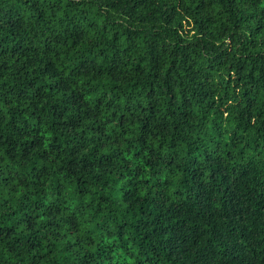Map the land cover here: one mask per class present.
Masks as SVG:
<instances>
[{"label": "trees", "instance_id": "obj_1", "mask_svg": "<svg viewBox=\"0 0 264 264\" xmlns=\"http://www.w3.org/2000/svg\"><path fill=\"white\" fill-rule=\"evenodd\" d=\"M0 264H264V0H0Z\"/></svg>", "mask_w": 264, "mask_h": 264}]
</instances>
